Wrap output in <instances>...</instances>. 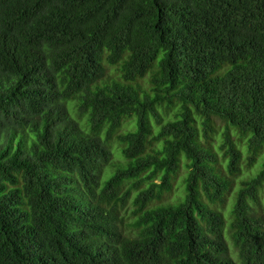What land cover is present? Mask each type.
<instances>
[{"label": "trees", "instance_id": "obj_1", "mask_svg": "<svg viewBox=\"0 0 264 264\" xmlns=\"http://www.w3.org/2000/svg\"><path fill=\"white\" fill-rule=\"evenodd\" d=\"M0 115V264H264V0H0Z\"/></svg>", "mask_w": 264, "mask_h": 264}, {"label": "rangeland", "instance_id": "obj_2", "mask_svg": "<svg viewBox=\"0 0 264 264\" xmlns=\"http://www.w3.org/2000/svg\"><path fill=\"white\" fill-rule=\"evenodd\" d=\"M9 118L10 117H5L4 115H0V135H3V133H4L3 129H5L10 124ZM244 156H245V154L242 155V160H241L242 166H241L240 172L242 174L238 178V181H241L242 179L249 178L250 177L249 175L252 176L255 173H257L261 168H264L263 157H258V158H256L255 163L249 169H247L246 165H243V164H245ZM117 158H119V157H117ZM238 175H233L232 178H235ZM246 176H249V177H246ZM237 184H238L237 180L234 179V186L232 188H235L237 186ZM178 193H179V190H177L175 193H171V197L172 198L178 197ZM260 197H261V201L263 203L264 202V190L261 192ZM230 198H231V196L226 200V204L224 205V208H225L224 211L225 212H227V210H228V207H229L228 203L230 202ZM230 250H232V248H230ZM233 256L235 257V255H233Z\"/></svg>", "mask_w": 264, "mask_h": 264}, {"label": "clouds", "instance_id": "obj_3", "mask_svg": "<svg viewBox=\"0 0 264 264\" xmlns=\"http://www.w3.org/2000/svg\"><path fill=\"white\" fill-rule=\"evenodd\" d=\"M238 255V254H237ZM232 257H234V256H232Z\"/></svg>", "mask_w": 264, "mask_h": 264}]
</instances>
